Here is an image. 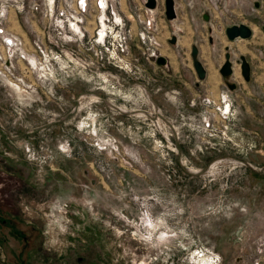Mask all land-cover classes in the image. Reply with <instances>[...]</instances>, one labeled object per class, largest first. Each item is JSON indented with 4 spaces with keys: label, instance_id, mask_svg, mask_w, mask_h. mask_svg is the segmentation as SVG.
Segmentation results:
<instances>
[{
    "label": "rangeland",
    "instance_id": "1",
    "mask_svg": "<svg viewBox=\"0 0 264 264\" xmlns=\"http://www.w3.org/2000/svg\"><path fill=\"white\" fill-rule=\"evenodd\" d=\"M77 1L0 0V264H264V0Z\"/></svg>",
    "mask_w": 264,
    "mask_h": 264
},
{
    "label": "water",
    "instance_id": "2",
    "mask_svg": "<svg viewBox=\"0 0 264 264\" xmlns=\"http://www.w3.org/2000/svg\"><path fill=\"white\" fill-rule=\"evenodd\" d=\"M156 4V0H145L144 5L148 8H153ZM164 14L167 19H172L176 16L175 4L174 0H164ZM205 19L208 18V14L203 16ZM225 34L228 39H233L236 37L246 38L251 35V28L243 22L239 23H232L225 27ZM169 41L171 43L176 41V36L173 34L171 35ZM191 57H192V64L196 71L197 77L202 79L205 76V69L202 65L201 61L197 58L198 48L195 45L191 46ZM157 63H165L166 58L162 55L156 56ZM239 63H240V73L242 77L246 80L248 78L250 67L249 62L243 54L239 55ZM220 74L226 78L232 72V67L230 63V52L226 51L224 54V61L220 64L218 68ZM227 83L228 81L225 80ZM230 87H233V84L229 83Z\"/></svg>",
    "mask_w": 264,
    "mask_h": 264
},
{
    "label": "built area",
    "instance_id": "3",
    "mask_svg": "<svg viewBox=\"0 0 264 264\" xmlns=\"http://www.w3.org/2000/svg\"><path fill=\"white\" fill-rule=\"evenodd\" d=\"M102 1L105 2V0H102ZM77 2H78V4H80V6H79L80 11L81 10H85V5L87 3L86 0H78ZM194 2H195V0H186V3L188 5H190V6L192 4H194ZM196 3H198V1H196ZM200 4L206 5V8L208 9V11L210 13L213 10H218V11H220V12H222L224 14L225 12H230V10H232L231 8L230 9L228 8L229 5L227 3V0H201ZM202 12H204V11H202ZM0 31H2V28H0ZM6 42L8 44H12V40L11 39H6Z\"/></svg>",
    "mask_w": 264,
    "mask_h": 264
},
{
    "label": "flooded vegetation",
    "instance_id": "4",
    "mask_svg": "<svg viewBox=\"0 0 264 264\" xmlns=\"http://www.w3.org/2000/svg\"><path fill=\"white\" fill-rule=\"evenodd\" d=\"M174 4H175V1H174ZM205 14H208V13L203 12V16H204ZM234 23H235V22H234ZM231 24H232V23H231ZM230 63H231V58H230ZM231 67H232V65H231ZM0 206H1V203H0ZM5 219H7V220L9 219V220H10L9 216H7L6 213H1V211H0V228H1V223L4 222Z\"/></svg>",
    "mask_w": 264,
    "mask_h": 264
},
{
    "label": "crops",
    "instance_id": "5",
    "mask_svg": "<svg viewBox=\"0 0 264 264\" xmlns=\"http://www.w3.org/2000/svg\"><path fill=\"white\" fill-rule=\"evenodd\" d=\"M174 1H175V10H176L177 7H178V0H174ZM237 50H238L239 52L243 51V50H244L243 45H238V46H237ZM249 67H250V65H249ZM232 74H233V72H232ZM237 75H238V74H237Z\"/></svg>",
    "mask_w": 264,
    "mask_h": 264
},
{
    "label": "bare ground",
    "instance_id": "6",
    "mask_svg": "<svg viewBox=\"0 0 264 264\" xmlns=\"http://www.w3.org/2000/svg\"><path fill=\"white\" fill-rule=\"evenodd\" d=\"M102 23H103V29H104V22L102 21ZM101 25H102V24H101ZM103 29H102V30H103ZM232 72H233V71H232ZM232 72H231V74H232Z\"/></svg>",
    "mask_w": 264,
    "mask_h": 264
}]
</instances>
